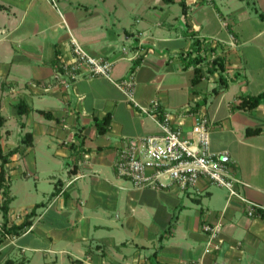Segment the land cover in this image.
Returning <instances> with one entry per match:
<instances>
[{
	"label": "crops",
	"instance_id": "0c3cea01",
	"mask_svg": "<svg viewBox=\"0 0 264 264\" xmlns=\"http://www.w3.org/2000/svg\"><path fill=\"white\" fill-rule=\"evenodd\" d=\"M100 1L105 9L96 1L80 3L58 17L51 8L53 20L46 19L49 0L0 2L2 146L19 149L6 164L7 226L23 224L35 209L31 226L3 237L0 264H264V217L247 216L238 199L228 202L226 188L201 178L194 191L175 184L140 189L118 174L120 150L131 139L158 134L159 116L143 113L110 79L85 69L76 79L62 74L68 86L46 89L72 59L76 39L114 62L115 80L133 74L136 102L159 101L186 133L193 113L206 111L211 149L227 153L233 174L247 183L241 193L264 205V104L236 108L241 95L264 91V4L228 17L216 0H185L183 25H176L165 9L179 2L135 0L134 8H125L119 0ZM195 39L207 40L206 60L226 56L234 78L227 88L216 92L219 74L208 73L205 61V76L192 84L195 71L186 56ZM19 103L29 112L19 114ZM107 114L111 125L101 134L96 119ZM247 128L262 132L247 135ZM12 177L22 179L27 196L40 194L39 201L13 207ZM5 199L0 186V230ZM219 218L223 248L204 254L202 226Z\"/></svg>",
	"mask_w": 264,
	"mask_h": 264
},
{
	"label": "built area",
	"instance_id": "2783aa9c",
	"mask_svg": "<svg viewBox=\"0 0 264 264\" xmlns=\"http://www.w3.org/2000/svg\"><path fill=\"white\" fill-rule=\"evenodd\" d=\"M72 42V59L62 64V71L54 76L47 90L54 85H69V80L61 79L62 74L66 73L69 79H76L80 71L85 69L89 76L110 79L143 113L160 117L161 131L158 134L131 139L120 150L116 161L120 176L128 179L135 188L162 189L175 184L185 191L198 190V181L206 178L209 183L227 189L228 202L238 199L244 205L247 216L264 217V205L241 193L240 185L247 186V183L233 174L227 153L211 149L212 122L206 111L197 110L193 113L191 132L186 133L182 125L175 123L169 113L160 109L159 101H152L149 106H141L136 102L133 74L115 80L112 76L113 61L92 55L76 39ZM202 228L207 235L204 254L221 251L224 243L221 236L222 219L219 218L216 223H204ZM195 264L203 263L198 260Z\"/></svg>",
	"mask_w": 264,
	"mask_h": 264
},
{
	"label": "trees",
	"instance_id": "16d2710c",
	"mask_svg": "<svg viewBox=\"0 0 264 264\" xmlns=\"http://www.w3.org/2000/svg\"><path fill=\"white\" fill-rule=\"evenodd\" d=\"M166 3H173V2H179L181 6L183 7L184 13H186V4L185 0H164ZM0 8H3L2 5H0ZM259 16L264 18V12L259 13ZM206 39H195L192 43V49L187 53L186 60L188 61L189 66L194 67V78L192 79V84L196 85L199 83L203 77L205 76V72L203 70V64L204 61L208 63V68L206 71L208 73H215L218 72V82L219 87L216 89V92H219L221 89H225L229 85V81L233 80L234 78L230 77L227 74V59L226 56H216L211 61L206 60L204 47L202 46L204 42H206ZM138 63H136L137 65ZM135 67V66H134ZM261 104H264V91L260 92L258 94H247V95H241L240 101L236 104V108L242 109L245 111H252L255 110L258 106ZM18 113L24 114L29 112V108L24 103H19L17 106ZM112 117L111 114H107L102 119H96V125L98 127V130L101 134H105L108 132L110 125H111ZM6 123V117L1 113V101H0V166H1V172H0V186L4 188V195L6 196V199L4 200L1 210L3 212L4 216V223L2 225V229L0 230V243L3 241V237L6 234L11 233H18L20 229H23L25 227L31 226V220L29 218L34 215L35 209L32 210L28 218L23 222V224L19 226H7V220H8V212L10 208V203L12 201V198L9 196L7 186L5 185L6 181V164L10 161V157L14 155L19 149H12L8 152L4 151L2 146V138L3 133L2 129ZM262 132V128H247L246 134L247 135H253L258 134ZM30 135V134H27ZM26 142V140H24ZM5 264H9L7 261Z\"/></svg>",
	"mask_w": 264,
	"mask_h": 264
},
{
	"label": "rangeland",
	"instance_id": "374dc122",
	"mask_svg": "<svg viewBox=\"0 0 264 264\" xmlns=\"http://www.w3.org/2000/svg\"><path fill=\"white\" fill-rule=\"evenodd\" d=\"M3 1L4 0H0V2H3ZM95 1H96V3H98L99 6H101L103 9H105L104 2L102 3L100 0H49L51 5H48L45 8L48 10V12H51V14H49L47 12L46 19H52V20L55 19L53 12L50 11L51 8L54 10V12H55L54 14H56V16L58 17L60 12L62 14H64L66 12L67 8L68 9L72 8V7L74 8L76 5H78L80 3H83V4L90 7L95 3ZM117 1L118 0H116L115 2L117 3ZM142 2H144L146 4H150V5H158L159 4L158 2H161V0H139V3H142ZM118 3H119V5H123V7H125V5L130 6L132 8H134V6H136L135 0H119ZM216 3L219 5V7L222 9V11L226 14V16L229 17V15H231L232 11H235L234 13L238 14V9H240V8H244L248 12H251V10L256 11L255 10L256 8H258L260 10L261 6L264 4V0H216ZM44 6H45V4H44ZM125 8H127V7H125ZM165 12L166 13L168 12L170 14L168 22H172L176 25L177 24L183 25V21H184L183 20V13H182L181 5L179 3L169 4V7L167 9H165ZM165 12L160 13V9H159V10H157L156 13L162 15V14H165ZM252 14L254 15L253 12H252ZM25 29H27V27L25 25L21 26V32H23ZM46 36H48L47 33H46ZM40 39H41V36H40ZM12 123L10 122L9 126H12ZM35 181H36L35 178H31L29 180V185L30 186L35 185ZM22 182H23L22 179L12 177L11 190H12V194L16 195V199L14 200L12 205H13V207H15L17 209L21 206H26L30 203L38 202L40 197H41L40 194H38L39 195L38 198H36L35 196H27L26 193L23 192V190H22Z\"/></svg>",
	"mask_w": 264,
	"mask_h": 264
}]
</instances>
